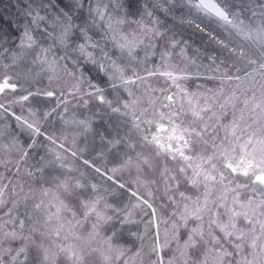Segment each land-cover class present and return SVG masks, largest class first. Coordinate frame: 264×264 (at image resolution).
I'll return each instance as SVG.
<instances>
[{"label":"snow or ice","instance_id":"1","mask_svg":"<svg viewBox=\"0 0 264 264\" xmlns=\"http://www.w3.org/2000/svg\"><path fill=\"white\" fill-rule=\"evenodd\" d=\"M14 8L0 264H264V0Z\"/></svg>","mask_w":264,"mask_h":264},{"label":"trees","instance_id":"2","mask_svg":"<svg viewBox=\"0 0 264 264\" xmlns=\"http://www.w3.org/2000/svg\"><path fill=\"white\" fill-rule=\"evenodd\" d=\"M15 3H16V0H0V17L8 15L9 10L11 12H15V8H14ZM3 22L4 21L2 19H0V24H2ZM187 36H188V33L185 32V37L187 38ZM197 43H199V40H197ZM210 86H213V85H210ZM192 87H193V85H192ZM133 230H135V229H133Z\"/></svg>","mask_w":264,"mask_h":264},{"label":"rangeland","instance_id":"3","mask_svg":"<svg viewBox=\"0 0 264 264\" xmlns=\"http://www.w3.org/2000/svg\"><path fill=\"white\" fill-rule=\"evenodd\" d=\"M211 84H209V86H210ZM193 87H194V85H193Z\"/></svg>","mask_w":264,"mask_h":264}]
</instances>
